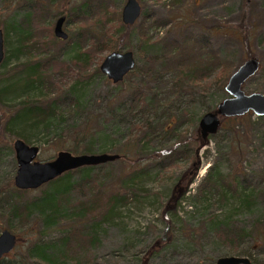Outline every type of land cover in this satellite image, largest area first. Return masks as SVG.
Listing matches in <instances>:
<instances>
[{
    "label": "trees",
    "instance_id": "1",
    "mask_svg": "<svg viewBox=\"0 0 264 264\" xmlns=\"http://www.w3.org/2000/svg\"><path fill=\"white\" fill-rule=\"evenodd\" d=\"M63 1L66 5H70L65 12L63 10V14L73 23L81 19L80 21L83 22L80 26L85 22L88 23V19L101 21L102 13L109 6V2H113V0L82 2L81 0H38L36 3L26 0L28 9L25 14L18 16L12 13L4 22L5 57L0 65V145H2L0 154L3 145L14 149L12 146L14 137L34 144L58 135L60 138L57 144L61 143L58 148L74 154L118 153L120 158L116 160L126 163L127 166L126 173L121 178L123 188L126 185L127 187L123 189V193L108 191L100 185L97 177L93 176V169L100 165L82 166L65 172L39 187L41 191L38 196L24 201L18 197L24 192L33 190L15 188L14 179L9 178L0 186V201L5 206L0 213L2 216H7L6 228L17 235L18 241L14 252L4 256L0 264H82L79 260L74 261L78 258L74 257L78 254L77 249L84 251L86 250L84 247H87L90 252L99 247L100 228L110 222L109 218L114 215L115 204L131 198L132 200L139 198L138 192L144 190L141 183L143 184L144 179L150 175L149 165H144L152 164L158 156L169 155L170 159L177 160L181 155L188 154L193 141H200L183 135L180 128L186 122L197 124L202 117L195 106L196 101L192 100L194 93L205 92L214 82L219 88L225 89L227 80L233 72V66L214 52L209 46L208 39H198L190 35L185 38L184 43H178L177 39L172 41L157 39L153 43L149 32L147 34L141 26L138 38L141 46L161 47L158 53L150 57V61L157 64L154 73H151V66L148 69L149 76L152 75L157 82L156 86L148 91L144 82L134 85L126 89L127 100H122L123 102L119 101L125 91L123 88L114 87V90H110L108 94L113 104L119 103L117 107L125 110L122 115L120 113L114 115L120 120L115 125L117 127L114 129L115 134L120 133L119 124L128 116L131 120L126 119L127 123L132 125L131 130L135 127L137 132L135 130L134 134H130L127 142H119L113 138L114 134L109 125L103 128L99 124L100 120H97L98 117L89 114L79 132L76 131V125L69 126L66 131L69 137L62 140L63 130L68 124L69 117L77 114L89 101L87 99L90 86L89 69L83 65L85 52L82 43L93 39L99 43L100 48L105 47L109 52L120 51L123 47L120 41L106 45L99 39L101 35H108L100 22L95 29L91 26L81 28L75 34L78 42L72 44L73 39L70 35L66 39L72 46L65 56L73 55L68 60L77 64V67L60 66L61 68H55L50 72L52 66L57 65V56L53 52L54 45L46 40L54 35L52 34L54 23L50 21L48 25L43 24L47 21L46 17L49 18L53 13L55 5L52 4H60ZM246 4L245 16L250 6ZM3 10L4 8H0V11ZM108 12L110 13V10ZM248 26L250 29L243 26L240 31L241 40L246 47L250 46L251 30L254 31L256 27L252 23ZM121 28L123 32H130L131 25L127 26L123 23ZM119 32L121 33L117 28L113 29L110 37ZM54 41H58V38H54ZM78 46L81 48L78 49ZM46 54L51 56L46 58ZM248 57L252 58L253 54L249 53ZM135 69L130 73H134ZM217 69L218 75L215 79H211ZM168 72L173 75L171 87L165 82ZM99 73L101 74V70L98 68L94 75ZM103 77L109 82L107 76L103 75ZM181 93L191 98L190 102H193V106L188 109L179 107V113L173 116L171 112L165 111L167 101L163 102V99L170 94L180 97ZM244 116L225 117L223 124L231 123L230 129L234 132L237 122ZM159 133L164 139L169 136V139L174 140V144L162 150L150 147L149 145L156 142ZM1 157L0 155V160ZM186 175H180V178L173 182L175 184L169 193L170 196L168 195L167 203L162 205L163 201L160 202L163 206L159 214L164 228L163 234L155 238L143 256L142 253L133 254L138 264H149L152 257L162 256L161 253L165 250L169 252L170 247L179 242V235L192 241L198 233L197 226L200 222L203 225L207 224V229L213 233L219 246L226 249L222 252L224 256L242 253V244L250 235H257V240L262 241L261 245L264 246V207L259 210L253 209V206L255 208L257 205L258 195L263 192L261 188H253L245 181L242 183L237 177L231 178V174L223 173L213 166L192 191L190 186L193 176L188 178ZM9 189L14 190L18 197L7 194L6 191ZM186 198L190 200V205L184 209L183 218L179 216V209ZM231 200L237 202L234 212L245 210L249 213L259 211L263 213V217H259L256 221L261 225L259 229L257 228L253 233L250 228L246 229L236 224L235 215L228 210ZM213 208H223L224 213H217L212 217L215 212ZM199 215L203 220L199 218L198 223L191 225L193 218ZM38 224L43 228L39 238L35 237L37 229L33 227L37 225L35 226L37 228ZM54 227L62 230L61 236L44 239L43 234H46V229L50 230ZM1 228L6 229L3 226ZM17 229L20 233H16ZM22 231L24 237L30 238L24 245L20 244ZM261 232H263L262 236ZM177 248L172 249V254H176ZM163 254L165 255L162 257V264H168L167 252ZM244 256L247 257L248 254ZM212 263H209V259L206 261V264Z\"/></svg>",
    "mask_w": 264,
    "mask_h": 264
},
{
    "label": "rangeland",
    "instance_id": "2",
    "mask_svg": "<svg viewBox=\"0 0 264 264\" xmlns=\"http://www.w3.org/2000/svg\"><path fill=\"white\" fill-rule=\"evenodd\" d=\"M32 1L38 3V0ZM126 2L127 0H113V2H109V6L102 13L101 21L88 19V23L85 22L83 26H80V23L83 22L80 21L81 19L75 20L74 23L69 18L65 21L64 29L72 36V44L78 42L75 34L79 29L88 26L95 29L97 28V23L100 22L108 35H101L99 39L106 45L117 41L119 43L120 41L123 44L121 51L132 50L135 53L137 67L134 73H130L120 83H114L111 79H108L109 82H107L104 80L102 72L98 75L94 74L96 69H100V64L109 51L105 47L100 48L99 43L93 39L84 41L82 43L84 47L83 51L85 52V62L83 65L89 69L88 83H90V86L88 87L87 96L89 101L77 114L69 117L68 124H66L63 130L62 140L69 137V134L66 135L69 126L76 125V131L79 132V129L85 125L89 114L97 116V120H100L99 124L103 128L109 125L114 134L113 138H116L115 140L119 142H127L129 135L135 133V127L134 130H131L132 125L127 123L128 120L126 119H130L128 116L119 124L121 128L119 130L120 133L115 134L114 129H117L115 125L120 120L114 115L117 113L122 115L125 110L124 108L117 107L119 103L113 104L108 94L110 90H114V87L123 88L125 91H123L122 98L119 101H125L127 100L126 89L132 88L134 85L144 82L148 91L152 90V88L154 89L156 86L157 82L153 79L152 75L149 76L148 69L151 66V73H154L153 70L157 64L150 61V57L158 53L161 47L150 45L143 48L141 46V42L138 39L140 37L139 29L141 26L147 34L149 32L153 43L157 39L159 41L177 39L178 43H184L185 38L190 35L198 39H208L210 42L209 46L214 49V52L233 66L232 71H235L244 61L249 59L248 55L252 53L253 57L259 59L260 67L259 71L244 83L243 90L248 94H253L254 92L264 94V0H139L143 8L142 15L135 24L131 25L130 32H123L121 28V24L124 23L122 20V8ZM78 3L77 5L79 6ZM246 3L250 5L246 14L247 16L244 15ZM52 5H55L53 13L49 18L46 17L47 21L43 25H48L50 21L53 22L52 34H54L57 17L63 15V10L65 12V9L70 5H66L64 1L60 2V4L54 3ZM0 8H4L3 11H0V27L4 30L3 24L8 20V17L12 13L18 16L25 14L28 5H26V0H0ZM6 9H8V12ZM109 10L110 13L108 12ZM251 23L256 27L254 31L251 30L252 39L250 46L246 47L241 40L240 31L243 29V26L250 29L248 25L251 26ZM116 28L123 33H114L113 36L115 38L113 36L110 37L112 35L110 32ZM54 38H57L55 34L53 37L49 36V39L46 40L54 45L53 52L57 56V65L52 66L53 68L49 71L51 72L55 68L61 67H77V64L68 60L73 55L65 56L72 45L67 40L58 38V41H54ZM80 48L78 46V49ZM49 56L51 55H45L46 58H49ZM168 73V75L166 74L167 78L165 82L171 87L173 75L170 72ZM218 73V69L215 70L210 78L215 79ZM210 85L212 86L205 92L194 93L192 96V100L196 101L195 106L201 113L200 116L210 111H216L219 103L230 96L224 88H219L215 82ZM190 100L189 96L182 93L180 97L173 94L167 95L163 99V102L167 101L165 111L171 112L174 116L179 113V107L188 109V107L193 106V102H190ZM244 115L237 122L234 132L230 129L231 123L227 125L223 124L225 117L222 118L221 128L206 139L202 137L200 132V120L197 124H190L188 122L182 124L180 128L183 135L194 137V140L200 139V141H193L190 144L188 154L186 156L181 155L177 160L170 159L169 155L167 156L168 158L158 156L152 164L147 163L144 165H149V168L146 167V169H149L150 175L144 179L143 184L141 183V187L144 190L138 192L140 194L139 198L137 200H132L131 198L115 204L114 215L111 219L109 218L110 222L108 224L105 223L100 228L99 247L95 248V250L92 249L90 252H88L87 247H84L86 249L84 251L78 248V254L74 256L78 258H75L74 261L79 260L82 264L90 262H93V264H138L134 260L133 254L142 253L141 256H143L148 251L150 245L153 244L155 238L163 234L164 228L159 216L160 209L163 207L161 206V201H163L162 205L167 203L168 195L170 196L169 193L175 184L173 182L177 181L180 175L187 174L188 178L193 176L192 185L190 186V189L193 191L202 177L207 174L208 170L216 166L221 172L231 174V178L237 177L242 183L245 181V183H250V186L253 188H261L263 192L258 195V199L256 200L257 205L255 208L253 206V209L259 210L263 208L264 116H258L252 112ZM59 138L57 135L47 138V141L34 143L41 147L38 155L40 160L47 161L56 156L58 151L61 150L58 148L61 146V143L57 144ZM173 144V139H169V136L167 139H164L159 133L156 142L154 141L149 146L162 150L171 147ZM1 149L3 150L0 154L2 156L0 160V186L4 185L9 178L12 177L13 179L17 170L14 149H9L4 145ZM125 167H127L126 163L120 162V160H113V162L103 163L95 167L93 169V176H96L100 185L104 186L108 191L123 193V189L127 187L126 185L123 188L121 182V178L127 170ZM40 191L39 189L27 191L22 193L21 197H18V194L15 195L14 190L9 189L6 192L27 201V199L38 196ZM106 193L108 194V192ZM187 195L189 194L187 193ZM17 197L16 199H18ZM235 204L237 202L231 200L228 210L235 215L236 224L238 223L246 229L250 228L254 233L261 226L256 221L259 217H263V213L261 211L249 213L245 210L234 212L236 209ZM188 205H190V200L186 198L181 203L179 216L181 215L184 218V209H187ZM4 209V203L0 201V212ZM212 210L215 211L212 217H215L217 213H224L223 208H213ZM1 214L0 227L6 228L7 216L5 217ZM200 216L193 218L191 225L198 223L199 218H201ZM35 226H33L35 230L37 229L35 237L39 238L41 236L40 231L43 228L40 224H38L37 228ZM197 228L198 233L192 241L179 235V242L172 245L169 252L168 250L163 251L167 252V258H169L168 264H206L208 259L209 263H212L217 260V257L224 256L222 252L226 249L219 246L213 233L207 229V224L204 223L203 225L200 222ZM2 230L1 228L0 233ZM16 233H20L18 229ZM21 233L23 235L20 244L24 245L30 238L24 237L23 231ZM62 233V230L56 227L50 228V230L46 229V234H43V238L51 239V237H59ZM260 235L262 236L263 232ZM30 237H32V234ZM257 238V235H250L243 242L242 253H239V255L244 256V254H248L247 257H251L254 264H264V246L261 245L262 241H258ZM176 247L178 248L174 255L171 251ZM163 252L161 253L162 256L159 254L160 256H155L156 258L152 257L149 260V264H162V257L166 254H163ZM218 254L222 255L218 256Z\"/></svg>",
    "mask_w": 264,
    "mask_h": 264
},
{
    "label": "water",
    "instance_id": "3",
    "mask_svg": "<svg viewBox=\"0 0 264 264\" xmlns=\"http://www.w3.org/2000/svg\"><path fill=\"white\" fill-rule=\"evenodd\" d=\"M122 20L125 25L135 24L140 18L143 8L139 0H127L123 6ZM65 14L55 21L54 34L61 40L69 38L64 30ZM5 57V37L0 27V65ZM136 57L133 51H111L100 64L101 72L114 83H120L136 67ZM260 67L258 58L252 57L244 61L227 80L226 92L230 95L219 103L216 111L202 115L199 121L201 135L207 138L215 134L220 128L222 118L244 116L252 112L264 116V94L254 92L248 94L243 90L244 83L253 77ZM12 146L17 160V170L14 176V186L20 190H38L49 181L58 178L61 174L82 166L101 165L119 159L118 153H80L60 150L56 156L47 161L39 159L40 145L29 144L21 138H15ZM18 237L9 229L0 233V260L17 247ZM212 264H253L251 258L242 255H228L217 257Z\"/></svg>",
    "mask_w": 264,
    "mask_h": 264
},
{
    "label": "flooded vegetation",
    "instance_id": "4",
    "mask_svg": "<svg viewBox=\"0 0 264 264\" xmlns=\"http://www.w3.org/2000/svg\"><path fill=\"white\" fill-rule=\"evenodd\" d=\"M141 15H142V14H141ZM60 16H61V15H60ZM60 16H58V17H60ZM58 17H57V18H58ZM66 20H67V18H66ZM66 20H65V21H66ZM64 25H65V22H64ZM64 30H65V29H64ZM55 36H56V35H55ZM57 38H58V37H57Z\"/></svg>",
    "mask_w": 264,
    "mask_h": 264
}]
</instances>
